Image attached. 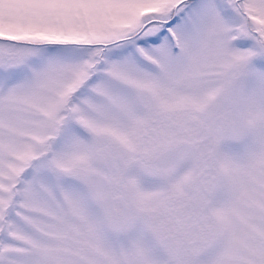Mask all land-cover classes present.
Here are the masks:
<instances>
[{
    "label": "snow or ice",
    "instance_id": "6c2138e0",
    "mask_svg": "<svg viewBox=\"0 0 264 264\" xmlns=\"http://www.w3.org/2000/svg\"><path fill=\"white\" fill-rule=\"evenodd\" d=\"M0 264H264V0H0Z\"/></svg>",
    "mask_w": 264,
    "mask_h": 264
}]
</instances>
